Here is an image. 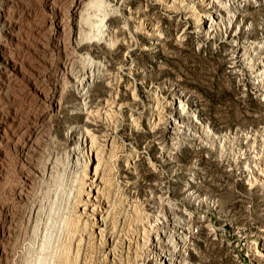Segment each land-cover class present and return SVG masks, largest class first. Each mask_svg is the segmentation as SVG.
<instances>
[{
  "label": "rangeland",
  "instance_id": "rangeland-1",
  "mask_svg": "<svg viewBox=\"0 0 264 264\" xmlns=\"http://www.w3.org/2000/svg\"><path fill=\"white\" fill-rule=\"evenodd\" d=\"M102 1L123 26L117 43L97 42L96 30L86 37L87 61L108 66L120 102L91 124L101 185L89 204L102 205L103 224L78 206L81 168L35 174L54 156L71 163L63 67L77 63L68 27L76 0H5L0 264H30L50 221L45 264H158L155 237L182 217L197 233L183 252L198 264H264V64L255 67L264 63V1L218 0L225 10L208 20L197 0Z\"/></svg>",
  "mask_w": 264,
  "mask_h": 264
},
{
  "label": "bare ground",
  "instance_id": "bare-ground-1",
  "mask_svg": "<svg viewBox=\"0 0 264 264\" xmlns=\"http://www.w3.org/2000/svg\"><path fill=\"white\" fill-rule=\"evenodd\" d=\"M197 1L201 16L207 20L212 16V13H219V10L221 9L225 10L218 0ZM260 1L262 4L264 0ZM127 3L128 1L124 3V7L126 8L128 15L131 16L132 12L126 6ZM102 5V0H76V3L72 8V13L68 17V27L70 32L69 46L77 60V63L72 62L70 65H64L63 67L65 77L68 81L65 87L67 91H69L73 96L69 107L64 110L66 121L69 122V124L66 125L68 126L69 133H71L70 135L67 134V138L70 140L73 139L70 152L65 155L71 157V163L67 168L61 163V158L58 159L54 156L50 158L45 164L35 166V174L39 180L43 179L45 176H49L50 178L53 175L54 178H57L59 175H64L65 178V176H67L69 173L71 174L70 171L74 166H76V169L81 168L80 172H82V178L80 183L77 185V196H81L82 194V196L85 197V200L82 199L81 203H78V206L81 207L82 211H84L83 209L90 210V212L85 214L86 217H90L92 219L99 217L100 222L103 224L104 220L102 218L104 208L102 205L99 207V204H89L90 198L95 199L97 197L96 194L101 185V177L98 173L99 158L97 157V152L95 150V143L99 137L97 138L95 135L94 127H92L91 124L94 121L99 120L100 117H106L110 110L119 108L120 102L119 96L117 95V92L114 88L108 66L99 60L87 61L86 54H88L92 48L89 43L91 40L88 41L86 37L92 33L93 30H96L97 34L94 39L97 40V42L109 44L114 41L117 43L119 40L116 38V36L122 32L123 26L118 24V22L115 20L114 14L103 12L105 9L102 8ZM4 6L5 0H0V19L1 16H3L2 13ZM210 6H212V8H210ZM225 15H229L227 9ZM233 16L234 14L231 13L230 19ZM149 34L154 40L158 39L159 37V34L154 30L149 31ZM87 43L89 44L87 45ZM263 48L264 40L261 44H258V49L260 51H264ZM0 50L2 56H5L6 53H8L6 52V48H0ZM261 64H264L261 59L256 61L255 67L257 70L260 69L259 65ZM100 83L105 85L104 90L98 89L97 86ZM154 111L157 113L155 109ZM174 111L176 112L175 114L179 119L191 117V112H179L177 107H175ZM128 123H130L132 126L136 125L133 117H128ZM176 123L177 122L175 119L170 121L169 128L172 129ZM2 127L3 123L0 120V129ZM148 129L151 131L150 128ZM126 165L131 167V165L128 163ZM86 172H88V174H86ZM84 187H86V189ZM60 188L59 190H61ZM56 190L57 189H55V191ZM59 192L60 191H58V193ZM58 193H56V195ZM56 198L57 197L54 199ZM99 201L101 200L99 199L98 202ZM57 206L59 207V205ZM170 206L171 205H169V211H171ZM54 207L52 206V210ZM173 208L175 207L173 206ZM50 212L55 214L53 211ZM149 215L153 218V221H158L157 218L159 213L157 211L151 210ZM50 222L48 224H50ZM189 222V217L173 218L169 222V227L166 229L164 235H158L155 237L156 242L154 243V246L158 249V264H198L193 254H186L183 252L184 249H193V246L196 243L193 241L196 238L197 233L191 231L189 228ZM51 224L54 225L53 222ZM102 224L98 225L96 221L95 226L97 229L101 230ZM47 225H44V229L41 231V233L43 232L41 240L39 244L35 246V256L37 257L29 259L31 261L30 264H45L43 260H45L46 256L42 254V251L44 250L42 247H46L48 245L53 232V230L51 231V229H47ZM52 227L50 225L49 228ZM54 227L52 229H54ZM170 232L176 237V240H172L170 237H168V233L170 234Z\"/></svg>",
  "mask_w": 264,
  "mask_h": 264
},
{
  "label": "built area",
  "instance_id": "built-area-1",
  "mask_svg": "<svg viewBox=\"0 0 264 264\" xmlns=\"http://www.w3.org/2000/svg\"><path fill=\"white\" fill-rule=\"evenodd\" d=\"M1 43H2V42L0 41V45H1ZM1 58H3V57H2L1 50H0V60H1Z\"/></svg>",
  "mask_w": 264,
  "mask_h": 264
}]
</instances>
